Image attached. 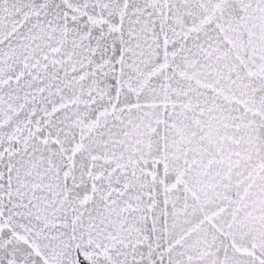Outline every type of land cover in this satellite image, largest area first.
I'll return each mask as SVG.
<instances>
[{
  "label": "snow or ice",
  "instance_id": "obj_1",
  "mask_svg": "<svg viewBox=\"0 0 264 264\" xmlns=\"http://www.w3.org/2000/svg\"><path fill=\"white\" fill-rule=\"evenodd\" d=\"M0 264H264V0H0Z\"/></svg>",
  "mask_w": 264,
  "mask_h": 264
}]
</instances>
